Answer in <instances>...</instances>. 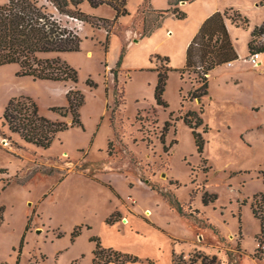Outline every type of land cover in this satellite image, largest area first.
I'll list each match as a JSON object with an SVG mask.
<instances>
[{"label": "rangeland", "instance_id": "1", "mask_svg": "<svg viewBox=\"0 0 264 264\" xmlns=\"http://www.w3.org/2000/svg\"><path fill=\"white\" fill-rule=\"evenodd\" d=\"M37 1L54 12L46 0ZM251 2L243 0V5ZM81 9L114 15L107 5L91 8L85 4ZM237 11L241 16L230 10L227 15L238 25L232 35L243 57L235 65L241 81L235 82L238 78H232L230 67H215L210 72L209 97L192 94L199 85L196 74L177 71L183 62L187 25L177 20L164 24L166 17L151 34L141 37L143 17L148 21L152 16L149 8L125 26L107 27L127 43L134 37L144 40L132 49L127 46L122 61L130 71L118 69L115 83L107 65L115 57L117 61L122 44L118 47L107 40L104 26L86 21L89 33L79 35L77 51L40 54L59 55L74 67L76 84L18 76L16 64L0 66V262L90 264L91 236L113 247H125L133 244L129 237L133 235L153 239L159 250L153 253L145 244H135L140 261L125 264H173L172 258L174 264H188L197 252L216 255L220 264H264V243L257 251L260 221L251 210L254 194L264 195V65L254 69L262 63L261 54L256 65L248 60L251 31L264 22V4ZM57 17L75 31V18ZM164 25L174 38L160 45L153 60L156 68H172L163 93L166 108L154 98L158 71L139 70L148 66L141 46H149L145 39ZM263 41L264 36L255 44ZM155 55L166 56L168 62L156 60ZM73 85L84 99L79 109L82 126L59 132L48 148L26 143L2 125L4 106L19 95L31 97L41 115L70 122L69 116L52 108L67 104L66 91ZM201 107L208 130L202 133L205 142L199 155L192 129L182 115ZM166 120L164 148L160 136ZM134 176L142 181L140 185H131ZM204 190L217 194L207 206L201 202ZM164 192L181 201L187 216L163 198ZM122 212L133 218L139 234L124 229L129 222L123 220ZM149 219L165 232H148ZM116 222L119 230L106 226ZM78 227L79 234L73 236ZM148 254L154 259H141Z\"/></svg>", "mask_w": 264, "mask_h": 264}, {"label": "trees", "instance_id": "2", "mask_svg": "<svg viewBox=\"0 0 264 264\" xmlns=\"http://www.w3.org/2000/svg\"><path fill=\"white\" fill-rule=\"evenodd\" d=\"M55 9L54 12L46 6L40 4L37 0H7L0 3V66L7 64H16L18 66V76H29L33 79L50 80L58 82H71L76 84L78 81L77 70L63 60L59 55L54 57H44L40 54L72 52L79 49L80 37L71 28L61 23L57 15H66L90 23L92 26H104L107 28L113 23H117V18L129 14L127 9L128 0H46ZM184 0H169L171 5L167 9H153L150 0H143L137 9V13L149 8L152 16L147 21L143 17V26L141 37L151 34L168 16L181 19L186 17L178 4ZM192 1V0H185ZM261 4H264L260 0ZM87 2L92 8L102 5L110 6L115 17L109 19L106 17H97L84 12L80 4ZM232 11L241 16L239 12L233 9L224 11H215L207 17L202 23L199 31L192 38L186 49V63L183 68L177 69L179 72L185 70L196 74L199 85L194 88L192 94L194 97L208 95V73L216 66L229 63L238 58V53L232 43L229 32L225 25L224 18L229 17L228 11ZM231 18V17H229ZM235 21V18H231ZM242 22H247L242 18ZM107 35V40H108ZM264 36V22L255 26L251 31V39L248 43L250 54L263 53L264 41L255 44L257 39ZM128 43L122 40L120 55L116 61L115 68L111 70L114 83L117 81V71L120 67L124 51ZM154 58L159 61L168 62L166 56L155 55ZM158 78L154 89V98L158 105L164 108L168 107L163 97L168 72L171 67L156 68ZM67 104L65 106H55L52 110L63 117H70V122L63 120H52L38 112L36 102L29 96L11 97L1 114V123L6 125L8 130L18 136L28 144L46 149L50 146L54 137L61 131L72 126H82L79 109L83 105V95L75 87H69L66 91ZM123 103V100L121 101ZM119 102V104H121ZM203 108L198 111L188 110L182 115L184 123L192 129L197 153L203 152L204 137L202 133L207 132V125L202 117ZM194 119V121H193ZM169 122L166 120L161 130L160 141L164 145V137L168 130ZM202 126V131L198 128ZM170 193H162L163 198L169 201L177 211L187 216L183 209V204L179 199ZM260 195V200L256 196ZM192 197V195H191ZM255 200L251 204V210L255 217L260 221V234L257 236V251L261 249L264 243V195L261 192L254 194ZM217 199V194L204 190L201 195V202L204 206L213 203ZM119 215L118 212L115 213ZM112 216L108 221H112ZM80 228H76L74 235H78ZM90 241L94 242L93 258L90 264H125L127 262H138L140 258L137 255L124 253L112 247L102 245L100 239L91 236ZM173 256V254H172ZM195 258H189L188 264H194L200 259L199 264H220L216 255L203 254L197 252L193 255ZM180 259H182L180 257ZM174 264V258H172ZM0 264H6L0 262ZM29 264H34L30 262ZM184 264H186L184 262Z\"/></svg>", "mask_w": 264, "mask_h": 264}, {"label": "crops", "instance_id": "3", "mask_svg": "<svg viewBox=\"0 0 264 264\" xmlns=\"http://www.w3.org/2000/svg\"><path fill=\"white\" fill-rule=\"evenodd\" d=\"M142 1L143 0H128L126 6H127L128 11H129V14L125 15V16L118 17L117 23H120L123 26L127 25L133 19V17L137 14V9L141 5ZM85 4H88V3L83 2L80 4V7L83 8V6ZM150 5H151V8L157 9V10L169 8L171 6L169 4L168 0H150ZM249 5L254 6V7L255 6L259 7L261 5V3L259 2V0H252V2L250 4H247L246 6H249ZM102 6H104V5H102ZM246 6L243 5V0H192L190 2L185 1V0L180 1L178 4V7L186 13V17L184 19H178V18H175L173 16H168L164 21V24H166V23H170L172 21L177 20L180 23H184L183 25H187L186 26V31H187L186 37L184 40V48L185 49H184V54H183V56H184L183 62L180 65H178L179 66L178 68H183L185 66L187 46L190 43V41L192 40V38L195 36V34L199 31L202 23L204 22V20L207 17H209L215 11H224L225 9H233V10L237 11V9L243 10V8H246ZM99 7H101V6H99ZM89 14L95 15L97 17H105L102 15L94 14V13H89ZM114 17H115V12H114L113 16H111V17L108 16L106 18L113 19ZM229 19H231V18L225 17L224 21H225V25L227 27V30L229 32L230 38L232 40V43L234 45V40H233V35H232L233 34V28L238 26V25L235 26L234 25L235 23H233V20L231 19V21L229 22ZM85 27H86L85 22L82 21L81 24L75 25V32L78 35H80L83 31L85 32V34H88L89 31L86 30ZM92 28L96 29L95 27H92ZM105 35H106L105 37H107V35H108L106 29H105ZM116 35L117 34L112 32L108 35V38H109L110 42L114 41L117 44V46L119 47L122 44V40H121L120 36L117 35L118 36L117 37ZM173 38H174L173 33L170 32L168 29H166L165 25H164L162 28L157 29L152 37L145 39V40H147V42H144V44H147L148 42H150V44H149V46H146V47L141 46V48L143 49L142 50V58L147 63L146 65H148V66L143 67L139 70H145L146 73L156 70V65H155V61L153 60V55L160 53L159 47L161 44H163L164 42H170L173 40ZM143 41H144L143 39H137L134 37L132 40H130L128 42V47H129V49H132V47L133 48L136 47L140 43H143ZM234 47H235V45H234ZM161 53H163V52H161ZM261 57H262L261 58L262 63L259 65V67H254V69L260 68V67H262V65H264V52L261 53ZM242 59H243V57H240V55L238 54V58L236 60H233V61L226 63V64L218 65L216 67L218 68L222 65H226L227 67H230V69H232L231 71L234 72V74H233L234 77L232 76V78H238V79H235V82H240L241 79L239 77H242V76L240 74L239 68L235 65ZM115 60H116V57L114 58L112 65H107V68L109 69L110 73H111V70L115 68V65H116ZM123 62L124 61L121 62L119 69L121 71H130L128 68L125 67ZM168 64H170V62ZM212 70H214V69H212ZM212 70L210 72H212ZM210 72L208 73V79L210 78ZM179 78H180V76H179ZM112 80H113V78H112ZM113 82H114V80H113ZM239 87H241V85ZM244 88H246V87L244 86ZM209 96H210V93L208 92L207 97H209ZM140 182H142V181L138 177L134 176L133 181L131 182V185L132 184L140 185ZM117 209L119 212L122 211L121 208H117ZM122 214H123V212H122ZM123 218H124L123 219L124 221L128 220V222H129L128 224L124 225L125 226L124 229L128 230L130 233L135 232V233L139 234L138 230H136L135 224L132 223L133 218H131V220H130V218L124 214H123ZM120 223H122V221H120ZM146 225L150 228V230L148 232L152 233L154 229L156 231L165 232L152 219H149V221H146ZM106 226H108V228H110L111 230L115 231V230H119L118 227L120 225L118 224V222H116L114 224H107L106 223ZM129 237H133V239H134V240L130 239L131 241H133V244L131 246L123 247L124 245H120V246H114L113 247L109 242H101V243L105 247H112V248L119 250L121 252L129 253V254H133V255H136V253L134 252V250H136L135 244H137L138 246L139 245L143 246L145 244L146 247L149 248V251H151L153 253L155 250H159V243L155 242L153 239H151L149 241L147 239H144V237H142V236L136 238L135 236L131 235ZM93 249H94V246L92 247L91 260L93 258ZM173 252L174 251L171 250V256H172ZM149 255L150 254H148L147 256L144 255L141 257V259L142 260L144 259L145 261H147V259H154Z\"/></svg>", "mask_w": 264, "mask_h": 264}, {"label": "built area", "instance_id": "4", "mask_svg": "<svg viewBox=\"0 0 264 264\" xmlns=\"http://www.w3.org/2000/svg\"><path fill=\"white\" fill-rule=\"evenodd\" d=\"M75 21H77L78 24H81V23H82V20H79V19H77V18H75ZM258 57H259V53H252V54H250V56L248 57V60H249L253 65H256V64H258V62H257Z\"/></svg>", "mask_w": 264, "mask_h": 264}, {"label": "bare ground", "instance_id": "5", "mask_svg": "<svg viewBox=\"0 0 264 264\" xmlns=\"http://www.w3.org/2000/svg\"><path fill=\"white\" fill-rule=\"evenodd\" d=\"M88 54H90V53H88ZM146 213H148V212H146Z\"/></svg>", "mask_w": 264, "mask_h": 264}, {"label": "water", "instance_id": "6", "mask_svg": "<svg viewBox=\"0 0 264 264\" xmlns=\"http://www.w3.org/2000/svg\"><path fill=\"white\" fill-rule=\"evenodd\" d=\"M198 101H199V98H198Z\"/></svg>", "mask_w": 264, "mask_h": 264}]
</instances>
